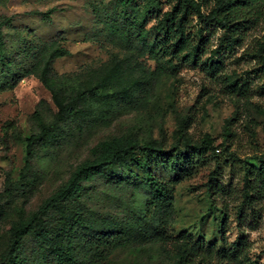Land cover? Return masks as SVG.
<instances>
[{
	"label": "rangeland",
	"instance_id": "1",
	"mask_svg": "<svg viewBox=\"0 0 264 264\" xmlns=\"http://www.w3.org/2000/svg\"><path fill=\"white\" fill-rule=\"evenodd\" d=\"M124 1L0 0V258L12 226L95 158L99 144L133 139L172 149L186 139L201 146L209 136L208 152L193 155L176 178L155 166L158 181L152 183L140 167L120 163L84 183L77 197L41 219L39 229L51 231L79 264H264V187H253L249 202L244 192L248 169L264 160V18L231 46L222 44L223 30L206 24L202 31L197 17L190 18L196 41L205 40L200 59L186 60L166 49L152 52L163 38L157 24L172 9L170 0ZM201 1L208 15L216 1ZM151 2L156 10L148 14ZM58 48L67 54L52 63L51 77L77 111L35 147L29 167L27 141L38 130L34 113L48 122L59 113L40 80L44 59ZM210 60L219 64L205 67ZM96 87L107 98L82 96ZM162 185L172 207L143 221L147 201ZM160 219L165 226L158 233ZM92 221L141 230L97 252L85 240L84 226ZM8 264L58 261L30 235Z\"/></svg>",
	"mask_w": 264,
	"mask_h": 264
},
{
	"label": "trees",
	"instance_id": "2",
	"mask_svg": "<svg viewBox=\"0 0 264 264\" xmlns=\"http://www.w3.org/2000/svg\"><path fill=\"white\" fill-rule=\"evenodd\" d=\"M133 0H125L124 3L130 5ZM216 5L208 15L202 12L204 7L201 0H170L172 9L167 12L162 19L158 21L157 27L162 32L163 38L159 43L160 46H153L152 52H163L171 54L174 57L183 56L184 59H194L198 61L201 56V49L204 44L203 38L196 41L193 32L188 26V20L197 17L199 25L203 31L204 25L216 27L224 31L222 44L228 46L238 44L241 38L240 32L246 31L252 22H258L264 18V0H215ZM154 2L146 7V12L151 14L155 12ZM203 33V32H201ZM2 44V24H0V46ZM259 53L264 54V45L260 47ZM67 52L61 48L54 49L44 59L41 68L40 80L43 86L50 92L52 99L59 109L57 119L48 122L41 112L34 113V122L37 125V132L27 141V159L26 165L31 166L34 159L35 147L40 144L47 143L52 139L55 130L58 128L59 122L64 120L65 116H73L77 111L76 104H65L62 99L59 85L51 77L52 63ZM205 67L212 68L219 62L210 60ZM235 85V84H234ZM236 87V85L234 86ZM99 88L88 89L83 92V97H94L104 99L107 98L99 90ZM76 102V100H75ZM185 122L182 123V125ZM184 127L181 130L183 136ZM183 146H176L172 149H165L152 144L139 143L133 139L126 141L122 139H113L98 145L95 150V158L86 160L79 165L72 173L68 182L57 192L47 198L39 209L26 221L20 222L12 226L10 230L8 251L0 258V264H8L17 261L22 251L23 243L26 237L34 235L40 246L45 247L48 255L58 261V264H79L78 258L73 251L68 250L56 239L48 229L40 228L41 219L54 210H59L63 205L72 201L83 190V184L90 182L96 178L107 176L108 171L116 165L123 162H130L140 167L148 175L149 182L156 183L158 180L154 177L153 168L155 166L169 169L175 178L179 176L181 166L188 164L193 155H201L208 152L212 146V139L208 136L205 143L201 146H192L188 139L184 140ZM140 153V155H138ZM255 173V175H251ZM255 177L256 181L252 182L251 178ZM27 181V178H25ZM262 185L264 187V160H262L257 169H248L244 192L245 202H249L253 187ZM163 191L156 192L152 198L146 203V211L143 215V221L149 220V217L159 209L170 210L173 200L169 194L166 185H162ZM156 232L160 233L164 230L163 221L156 220ZM141 226H131L124 223H117L106 226L100 221H92L84 228L88 231L89 236L87 243L92 248H96L97 252L104 249H111V244L122 242L123 238L130 237L134 231L141 230ZM113 228L112 231L109 229ZM122 235V236H121ZM121 237V238H120ZM208 252L213 253L215 246H209ZM104 251H101L103 253ZM224 253V252H223ZM222 254V253H221ZM225 258H229L228 255ZM182 259L186 260L183 256Z\"/></svg>",
	"mask_w": 264,
	"mask_h": 264
}]
</instances>
